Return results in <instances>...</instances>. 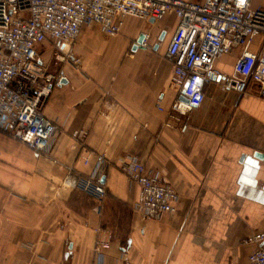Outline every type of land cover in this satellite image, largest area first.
Listing matches in <instances>:
<instances>
[{
  "label": "crops",
  "instance_id": "obj_1",
  "mask_svg": "<svg viewBox=\"0 0 264 264\" xmlns=\"http://www.w3.org/2000/svg\"><path fill=\"white\" fill-rule=\"evenodd\" d=\"M177 24L169 14L154 22L128 17L115 36L83 27L72 46L79 63H62V82L44 109L60 129L50 155L0 131V264H96L95 243L106 232L112 246L104 264H249L246 240L264 232V98L209 82L202 105L167 126L181 99L167 57ZM142 33L149 46L134 49ZM45 48L38 50L47 59ZM239 53L215 67L231 73ZM83 128L89 163L73 137ZM100 153L107 193L98 202L64 179L70 168L89 175ZM127 155L178 191L175 212L145 220L133 209L140 186L120 168Z\"/></svg>",
  "mask_w": 264,
  "mask_h": 264
},
{
  "label": "built area",
  "instance_id": "obj_2",
  "mask_svg": "<svg viewBox=\"0 0 264 264\" xmlns=\"http://www.w3.org/2000/svg\"><path fill=\"white\" fill-rule=\"evenodd\" d=\"M253 1L0 0V131L39 154L50 155L60 129L44 109L54 87L62 82L60 72L50 69L52 61L79 63L72 46L83 27L99 25L107 35L115 36L127 17L162 20L174 14L178 20L167 57L173 64L171 86L181 99L172 104L167 126L174 127L182 116L202 105L209 82L240 94L254 88L264 98V6L256 7ZM257 37L261 41L251 50ZM148 39L146 34L142 46H149ZM41 43L52 44L51 61L39 52ZM238 49L231 73L215 67L220 57ZM88 135L85 128L73 132L82 142L85 163L93 155L84 144ZM106 163V154L100 153L89 175L70 168L64 184L100 202L107 193L102 182ZM120 168L140 186L133 209L145 220H159L177 210L181 196L161 172H149L135 155L122 157ZM106 233L95 243L96 264L105 263L112 246V234ZM246 243L253 246L249 264H264V232L252 234Z\"/></svg>",
  "mask_w": 264,
  "mask_h": 264
},
{
  "label": "rangeland",
  "instance_id": "obj_3",
  "mask_svg": "<svg viewBox=\"0 0 264 264\" xmlns=\"http://www.w3.org/2000/svg\"><path fill=\"white\" fill-rule=\"evenodd\" d=\"M193 1H197V0H193ZM260 1L261 0H255V3H260ZM128 18V17H127ZM130 18V17H129ZM131 18H135V17H131ZM135 19H137V18H135ZM122 32V31H121ZM51 46H50V48H49V46H46V44L45 43H41V44H39L38 45V47H40L41 49L42 48H45V50H46V52H48V53H46V55H47V60L48 61H51V50H52V48H53V46H52V44H50ZM61 65H62V62H55V61H52V65H51V70L52 71H54V72H60V70H61ZM7 135H10V134H8L7 133ZM11 136V135H10Z\"/></svg>",
  "mask_w": 264,
  "mask_h": 264
},
{
  "label": "water",
  "instance_id": "obj_4",
  "mask_svg": "<svg viewBox=\"0 0 264 264\" xmlns=\"http://www.w3.org/2000/svg\"><path fill=\"white\" fill-rule=\"evenodd\" d=\"M151 21L154 22V20H151ZM145 39H146V34H145V33H142V34L139 36V38H138V40H137V43H136V45L134 46V49H136L137 47L142 46L143 43H144V41H145ZM160 40H163V37H161ZM182 99L185 100V98H183V97H182ZM260 155H261L260 153H256V156L261 157Z\"/></svg>",
  "mask_w": 264,
  "mask_h": 264
}]
</instances>
